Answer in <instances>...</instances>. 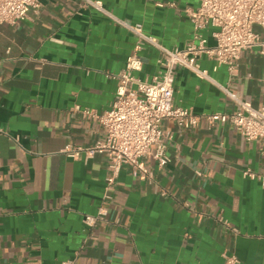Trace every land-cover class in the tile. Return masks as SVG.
<instances>
[{"label": "crops", "instance_id": "crops-1", "mask_svg": "<svg viewBox=\"0 0 264 264\" xmlns=\"http://www.w3.org/2000/svg\"><path fill=\"white\" fill-rule=\"evenodd\" d=\"M41 0L38 13L0 24V264H264V140L204 117L193 129L163 121L170 161L144 163L153 177L123 167L113 188L104 153L72 158L67 147L104 139L108 110L136 35L119 20L141 22L168 48L193 37L187 9L198 0ZM212 29L204 30L208 44ZM159 50L146 47L136 75L151 81ZM208 78L177 70L175 103L195 114L232 112L223 87L264 105V53L241 52L238 70L199 59ZM79 105L81 109H76ZM250 170L255 177L245 174ZM106 210L88 226L86 214Z\"/></svg>", "mask_w": 264, "mask_h": 264}, {"label": "built area", "instance_id": "built-area-1", "mask_svg": "<svg viewBox=\"0 0 264 264\" xmlns=\"http://www.w3.org/2000/svg\"><path fill=\"white\" fill-rule=\"evenodd\" d=\"M85 7L107 13L101 0H80ZM198 6L187 9L193 24V37L183 48H168L156 37L144 30L141 22L130 23L119 20L136 35V43L127 58L124 68L111 75L117 81L111 107L99 113L94 109H81L87 118L99 120L105 130L104 139L93 145L67 147L72 158L81 154L93 157L104 153L108 158L110 175L106 178L107 189L115 184L117 176L125 165L131 168L134 176L153 177L144 163L152 155L159 167L171 159L167 154L166 138L169 133L163 128L166 119L173 120L182 129H193L202 117L212 125L215 122L233 126L247 141L264 140V105L253 106L249 100L241 99L227 87L222 89L237 104L232 112H214L205 115L195 114L192 109L175 103V80L177 70L187 68L200 77L208 74L200 66L199 59L207 55L215 61V67L225 65L231 75L238 70L241 52L260 46L264 53V0H198ZM41 0H0V24H17L38 13ZM212 29L215 40L208 44L204 30ZM159 50L158 62L161 70L151 81L136 75L144 66L143 50L146 47ZM264 85V79H263ZM245 174L255 177L250 170ZM264 183V179H263ZM106 210L100 208L96 215L86 214L84 222L95 225L105 219ZM236 255H227L223 264H240ZM62 264H73L64 261Z\"/></svg>", "mask_w": 264, "mask_h": 264}]
</instances>
